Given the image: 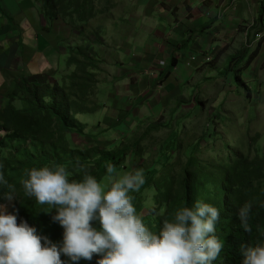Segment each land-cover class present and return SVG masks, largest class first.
<instances>
[{
	"label": "trees",
	"instance_id": "16d2710c",
	"mask_svg": "<svg viewBox=\"0 0 264 264\" xmlns=\"http://www.w3.org/2000/svg\"><path fill=\"white\" fill-rule=\"evenodd\" d=\"M37 1L46 21L45 32H50L52 23L57 19L69 17L67 13L75 11L74 8L80 9V17L76 19L81 23L82 17L92 15L91 12H83L79 2ZM263 11L264 0H260L259 16L247 33L248 45L252 44L255 35L263 33ZM72 27L73 36L78 32L81 38V44H72L66 50L68 67H74V71L64 76L60 83L54 80L39 85L29 82L25 76L16 80L0 112V131L4 133L0 139V173L16 189L17 199L12 205L18 210V222L19 218H23L54 242L61 239L62 228L52 222L50 213L41 212L47 206L37 205L23 194L20 181L27 169L53 163H63L70 171L83 166L98 180L106 181L108 164L113 166L115 173L126 169L128 164H134V169H143L145 184L139 192L130 195L147 226L156 230L166 214L181 205L190 206L195 199H203L220 210L216 231L224 247L214 264H241L240 246L255 243L260 239V232H264V207L260 206L264 202V158L258 153L260 148L256 149L259 134L248 141L244 137L240 141L232 138L231 142L223 131H229L227 120L218 123L221 118L214 111L201 127V135L194 131V127L193 131H186L183 138L179 137V132L171 130L168 139L158 142L152 137L170 125L154 122L146 128L142 139H135L130 152L129 146L112 151L98 147H73L67 139L68 134L72 137L89 134L88 125L81 123L78 116L94 115L100 109L93 99L98 85L96 71L101 70L102 64L96 52L103 43L100 30L88 32L87 28L82 29L74 22ZM208 28L192 36L200 35ZM263 44L264 39L261 38L252 53L248 48H242L231 58L229 67L245 60L239 70L248 69L259 56ZM244 54L248 57L244 58ZM175 63L172 60V67ZM236 78L242 82L239 75ZM248 96L252 98L250 93ZM212 126H215L213 134ZM144 141L150 145L149 148L142 146ZM147 155L151 157L149 160ZM73 178L79 177L74 174ZM6 190L0 189V192ZM245 202L252 204L250 233L240 228L236 217V209ZM12 210L10 206L9 211ZM61 258L64 259L63 256ZM96 259L94 255L92 261L82 259L78 264H95Z\"/></svg>",
	"mask_w": 264,
	"mask_h": 264
},
{
	"label": "crops",
	"instance_id": "0c3cea01",
	"mask_svg": "<svg viewBox=\"0 0 264 264\" xmlns=\"http://www.w3.org/2000/svg\"><path fill=\"white\" fill-rule=\"evenodd\" d=\"M19 1L0 0V6L10 3L12 9H15ZM156 2L143 0L145 5H138L134 27L140 29L134 36L128 38L124 31L119 30L124 42L119 52L121 55L128 52L129 55L122 57L125 66H122L120 76L111 78V82H118L120 87L117 93H112L108 98L112 106L108 111L113 120L109 127L112 130L125 124L126 130L130 132L135 125L139 127L137 120L160 116L173 102L176 106L171 112L178 111V108L181 110L186 105L183 99L190 89L193 87L197 89L196 94L201 93L199 91L210 88L204 85L208 82L217 89L223 110L234 107L233 103L227 106L225 100L233 102L237 99L233 95L238 89L237 83L235 85L237 76L236 79L232 78L236 62L228 68L226 74L225 66L232 57L227 52L231 48L238 50L240 46L246 47L248 30L253 27L259 15V5H255L258 3H253L250 12L246 7L247 0H167L165 5ZM27 6L31 10L27 8L17 11L22 26L7 19L9 10L3 11V7L0 9V112L16 80L24 76L34 78L41 74L42 66L54 76L56 71L51 66L56 63L61 67L58 60L67 57V47L63 46L65 36L60 34L56 21L52 23L50 32L43 31L46 21L38 1L28 0ZM249 20L253 22L249 23ZM208 26L204 33L192 36ZM263 50L264 44L258 58L264 57ZM119 52L117 54L120 55ZM48 53L51 56L48 57ZM204 56H209L212 61L202 62ZM193 57L197 61H191ZM172 60L176 62L173 67ZM220 63L218 77H214ZM253 65L244 70L243 75L239 74L243 83L240 89L246 93L242 95L248 96L250 81L253 80L258 81L259 92H264V78L260 80L259 76H250L249 70ZM261 73L264 76V69ZM150 74H154V77ZM127 77L135 80L134 90H130L131 81ZM181 102L183 105H180ZM148 110L153 112L149 113ZM196 112L197 108L194 109Z\"/></svg>",
	"mask_w": 264,
	"mask_h": 264
},
{
	"label": "clouds",
	"instance_id": "9594fccd",
	"mask_svg": "<svg viewBox=\"0 0 264 264\" xmlns=\"http://www.w3.org/2000/svg\"><path fill=\"white\" fill-rule=\"evenodd\" d=\"M106 174V181L98 180L83 166L70 171L63 163L24 172L20 181L24 196L47 206L41 212L50 213L52 222L62 228L61 239L54 242L27 220L18 222L12 205L16 189L0 173V189H7L0 192V201L7 202H0V264H78L82 259L92 261L94 255L95 264H214L224 247L216 231L220 219L216 206L195 199L166 214L153 230L130 195L145 184L143 169L119 174L108 164ZM251 212L250 202L236 209L245 233L252 231ZM239 251L241 264H264V232Z\"/></svg>",
	"mask_w": 264,
	"mask_h": 264
},
{
	"label": "rangeland",
	"instance_id": "374dc122",
	"mask_svg": "<svg viewBox=\"0 0 264 264\" xmlns=\"http://www.w3.org/2000/svg\"><path fill=\"white\" fill-rule=\"evenodd\" d=\"M68 1V0H67ZM72 3L79 2L80 5L83 6V12L86 14L92 13V15H87L86 17H82V23L79 21V19H76L80 17V9L76 10L74 8L73 10L67 15L69 17L67 18H59V20H56V24H58L60 29V34H63L62 36H65V42H64V48L68 46L78 45V43L81 44V38L78 36V32L71 33V27L72 23H77L79 27L87 28L88 32H97L100 30V36L103 45H101L100 50L97 51V56L100 60H102V64L100 66V69H97L96 75L98 79V85H97V91L95 94V97L93 99V102H95L97 105L100 106V109L97 113L94 115H81L78 116V120L88 125V133L83 136L74 135L73 137L68 134L67 139L70 141L71 145L73 147L87 149L91 147H98L103 150L112 151L114 149L117 150H123L126 149L127 146L128 152L132 151L133 144L135 142V139H142V135L146 128H149L152 123L160 122L164 125H170V127L164 128L163 130H160L157 134H155L152 138L158 139V142H163L164 139L167 138L168 133L172 131L179 132V137L183 138L184 133L186 131L191 130L194 127V131L197 132L198 135H201V127L204 126V124L208 121V116H210L214 113V111H217L220 115L222 122L227 120L228 122V128L229 131L223 130L227 138L232 142V138H237L239 141L242 138H246L245 140H249L251 138H254L256 134H259V142L256 145V149L260 148L258 153L260 156L264 158V92H259V86L258 81H250V98L247 95H242L244 91L240 89L242 87V82H235V85L237 83L238 89L236 92L233 93V95H236L237 99H235L233 102L231 100H225V104L227 106H230L233 103V108H229L226 110L222 109V105H220L221 101L219 100V96L217 95L216 88H213L212 86L208 84H204L205 86H209L210 88L203 89L202 91H199L201 93H197V89H194L193 87L190 89L187 96H185V99H183L186 103L184 107L178 111H172L173 108H175L176 103L172 105L167 106L161 113H163L160 116H151L145 119H139L137 120L139 124V127H136V125L133 127V129L128 132L126 129L125 124H120L118 128H114L113 130L109 127L112 125L113 120L110 119V112H108L112 108L111 104L108 101V98H110L112 93H117L120 90L119 83H113L111 82V78L118 77L121 74V70H123L122 66H125L124 63V56H128L129 53L125 52L121 55V45L124 43L123 39L120 36V31H124V34L126 37L130 38L134 36L137 32H139V27H134L136 24V13L138 11V5H145L143 4V0H69ZM146 1V0H145ZM167 0H157V4L165 5V2ZM139 2V3H138ZM258 3L255 5H259L260 10V4L256 0H247L246 7L251 12V8L253 3ZM87 4V5H85ZM28 0H20L17 3V6L15 9H12L11 4L9 3L6 6L3 7V11L9 10L7 12V19L13 20L12 23H14L17 26H22V21L20 18V15H18L17 11H22L25 9L31 10L28 6ZM85 5V6H84ZM149 5H154L150 4ZM2 7L0 6V9L2 10ZM72 8V6H71ZM156 8V7H155ZM75 12V17H72V14ZM264 13V11H263ZM174 14V11H173ZM248 14L246 13V16ZM74 16V15H73ZM259 16V15H258ZM257 16V18H258ZM248 19V18H247ZM71 20H73L71 22ZM85 20V21H84ZM249 23L253 22V20H249ZM255 22V21H254ZM264 26V24H263ZM73 28V27H72ZM261 28V26H260ZM254 35V33H253ZM261 35L260 38L264 39V27H263V33L259 34ZM247 40V43H245L246 47L248 48L249 53L254 52V50L257 48L258 42L255 41L253 47H248L249 43V37ZM252 42V41H251ZM238 46V45H237ZM242 46L238 47V50L236 48H231L227 54H231L232 57H234L237 53H239L242 48ZM241 48V49H240ZM49 49V48H48ZM120 51V52H119ZM238 51V52H237ZM261 51V50H260ZM264 51V50H263ZM262 51V52H263ZM63 52V48H62ZM67 52V51H66ZM120 53L117 54V53ZM112 55V56H110ZM264 55V52L262 53ZM48 57L51 56L50 53L47 54ZM231 57V58H232ZM248 56L244 54V58H247ZM230 58V60H231ZM68 59V57H66ZM66 59H59L58 63H60L61 67L58 65H53L51 68L55 69L54 76L51 75V73H47L45 71L46 67L42 66L41 74L35 76L34 78H30L29 76H26L29 82L31 83H37L39 85L47 84L49 81H53L54 79L57 82H61L62 78L68 74H71L74 71V67H68V63ZM229 60V62H230ZM229 62L226 64V74L228 73L229 68ZM245 60H240L238 63H236L235 66V72L233 73L232 78L236 79L235 77L239 74H244L245 72L243 70H239L242 66ZM264 57L256 58V60L253 62V66L250 68L249 73L250 76H259L260 80H263L264 76L261 73V70L264 69ZM221 63L218 65V68L216 69V74L214 77H218V72L220 70ZM224 71V70H223ZM225 74V72H224ZM149 76L154 77V74H150ZM229 77H231V73L229 74ZM245 78V77H244ZM127 80L131 81L129 83L131 89L134 90L133 84L134 79L127 77ZM257 83V84H256ZM202 85V87H204ZM214 85V84H213ZM215 86V85H214ZM254 88V90H252ZM246 94V93H244ZM220 95V93H219ZM189 96V98H187ZM182 99V98H181ZM158 101V99H156ZM229 104V105H228ZM143 105V104H142ZM198 105V108H197ZM204 105V108L202 110V106ZM197 108L196 114L194 113V109ZM106 109V110H105ZM149 113L153 112L152 110H148ZM220 126V125H218ZM121 127V128H119ZM215 126L211 127L214 129ZM193 131V130H191ZM87 132V131H86ZM218 132L221 134V130L219 129ZM214 133V130L212 131V134ZM1 136H4V133L0 131V139ZM168 139V138H167ZM142 146L145 148H149L150 145L144 141L142 143ZM156 147L154 146V149ZM135 158V155H134ZM151 157L147 155V159L149 160ZM128 159V158H127ZM123 161V160H122ZM134 169V164H128L127 168H122L120 170L119 174H124L126 172H131V170ZM10 208V207H9Z\"/></svg>",
	"mask_w": 264,
	"mask_h": 264
},
{
	"label": "built area",
	"instance_id": "2783aa9c",
	"mask_svg": "<svg viewBox=\"0 0 264 264\" xmlns=\"http://www.w3.org/2000/svg\"><path fill=\"white\" fill-rule=\"evenodd\" d=\"M260 36H261V35H255V41H256V42L260 41V39H261ZM255 41H252V44H251L249 47H253ZM258 57H259V56H258ZM258 57H257V58H258ZM191 61H197V60H196V57H193ZM211 61H212V59H211L209 56H208V57L204 56V57H203V60H202V62H205V63H209V62H211Z\"/></svg>",
	"mask_w": 264,
	"mask_h": 264
},
{
	"label": "bare ground",
	"instance_id": "6f19581e",
	"mask_svg": "<svg viewBox=\"0 0 264 264\" xmlns=\"http://www.w3.org/2000/svg\"><path fill=\"white\" fill-rule=\"evenodd\" d=\"M92 16H93V15H92ZM53 81H54V80H53ZM53 81H52V82H53ZM5 99H6V101H7V97H6Z\"/></svg>",
	"mask_w": 264,
	"mask_h": 264
}]
</instances>
